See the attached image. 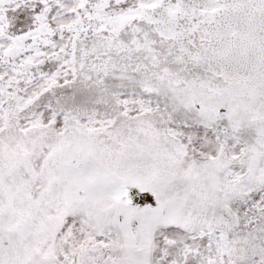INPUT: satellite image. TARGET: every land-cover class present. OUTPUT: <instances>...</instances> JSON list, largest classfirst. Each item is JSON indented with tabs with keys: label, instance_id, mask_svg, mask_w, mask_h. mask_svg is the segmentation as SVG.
Returning <instances> with one entry per match:
<instances>
[{
	"label": "snow or ice",
	"instance_id": "obj_1",
	"mask_svg": "<svg viewBox=\"0 0 264 264\" xmlns=\"http://www.w3.org/2000/svg\"><path fill=\"white\" fill-rule=\"evenodd\" d=\"M0 264H264V0H0Z\"/></svg>",
	"mask_w": 264,
	"mask_h": 264
}]
</instances>
